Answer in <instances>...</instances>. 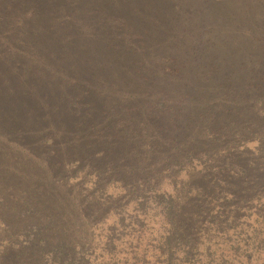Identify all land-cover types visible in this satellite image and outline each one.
<instances>
[{
    "label": "trees",
    "instance_id": "16d2710c",
    "mask_svg": "<svg viewBox=\"0 0 264 264\" xmlns=\"http://www.w3.org/2000/svg\"><path fill=\"white\" fill-rule=\"evenodd\" d=\"M12 3L0 1V27L4 10L18 12ZM149 13L158 14L156 9ZM261 18L254 30H247L252 57L221 70L212 61L206 37L202 46L198 38L177 31L158 39L165 44L156 53L153 45L147 47L153 37L135 32L118 14L101 21L107 29L104 36L97 35L89 13L91 36L105 39L111 48L100 51L98 59L121 71L111 77L88 62L78 78L65 82V98L58 95L53 102L41 89L50 80L40 82L33 72L35 59L24 66L22 54L17 62L22 46L6 62L0 54V129L9 148L5 153L0 140V182L6 186L0 193V264H264V160L252 156L264 153V142L245 150L249 140L264 134V14ZM14 38L0 33V49L17 44ZM43 46L37 57L49 60L50 51ZM16 87L34 96V109L44 107L40 115L64 119L66 131L7 125L8 114L17 108L10 99ZM21 146L25 148L17 152ZM44 150L54 182L7 199L20 183L16 179L22 169L35 160L32 153ZM12 161L15 169H10ZM83 161L100 178L77 210L69 209L65 186L76 177L73 172L60 178V173L68 163ZM186 163L194 173L187 183L173 192L161 191L162 174L174 180L178 177L172 172L182 171ZM107 174L126 195L96 201L93 191L102 190ZM208 213V220L202 218Z\"/></svg>",
    "mask_w": 264,
    "mask_h": 264
},
{
    "label": "rangeland",
    "instance_id": "374dc122",
    "mask_svg": "<svg viewBox=\"0 0 264 264\" xmlns=\"http://www.w3.org/2000/svg\"><path fill=\"white\" fill-rule=\"evenodd\" d=\"M3 1L5 3L13 2L12 4L16 5L18 12L12 15L10 12L3 11L5 13H3V17L6 18L2 20L4 25H1L0 33H5V35L11 39L15 37L17 40H19L22 34H25L26 38L33 37L35 42H31V40L21 42V40H19L17 44L13 42L11 47H1V59L5 62L8 61L9 54L14 52L13 50L15 48L17 49V46H22L24 49H19L15 54L17 62L21 63L18 56L22 54H24L23 57H21L24 63L22 65L24 66L30 63V59H35L37 70L33 72L37 79L40 82L46 79L50 80V84L41 85V89L43 90L42 92L47 94L51 102H53V99L58 95L65 98V82H71V78L73 77L78 78L79 71L88 62L91 63L89 66L93 65L95 69L100 68L101 71L106 72L111 77L121 71L120 67L111 64L106 67L108 63H103L98 59V53L100 51L104 50L108 52L111 48L105 39L91 36L87 20L89 13H93V17L96 20L97 26H95V28L98 30V34L96 32L97 35L101 33L100 36H104L105 33L103 30L107 29L106 24L101 21L105 22L108 18L118 14L120 18H124L132 23L135 32H145L148 36L150 35L153 37V42L148 40L147 47L153 45V51L156 53L163 51L165 44L161 40V42H159L158 39L164 40V37H166L167 40L169 35L177 31L180 33L186 31L188 33L187 35H190L192 40L197 41L198 38V44L202 46L206 45V37V41L212 43L211 52H209L212 61L219 62L220 65L218 68H221V70L222 68L225 69L226 66L239 67L241 61L246 60L247 57H252L250 55L252 54L250 51L252 46L249 47L252 42L247 35V30H254V27L259 24L262 19L261 15L264 14V0H262L261 5L257 4L259 0H221V2L218 0ZM256 5L258 6L256 7ZM31 8L35 9L34 13L29 12ZM152 9H156L158 14H150L149 12H151ZM15 17H21L23 21L17 23ZM156 21H158V23ZM106 22H108V20ZM197 34H199L198 37ZM30 43H33V45ZM42 46L45 50L50 51L49 60H42V58L38 59V49H41ZM170 47L175 48V43L173 42V46L170 45ZM110 53H112V51ZM19 68L21 69V67ZM44 70H46V72H44ZM33 82L34 81L31 80L30 83L28 82L27 84L31 85ZM4 85L5 89L9 87L7 82ZM104 86L108 88V85L104 84ZM130 86H134V81L131 82ZM10 93L12 94L10 95V99H14L13 102L16 104L17 108L15 111L8 114L6 120L7 125L23 128L24 125L30 124L33 128H38L40 132L44 131L45 128H54V131L57 129L66 131V127L63 125L65 123L64 119L58 121V118H53L50 114L47 117H43L40 115L44 111V107L41 104L39 105V109L33 108L34 96H32L31 93H26L17 87L16 90ZM92 96H96V94L94 93ZM103 102L104 101L100 100L98 106L103 105ZM36 108L38 107L36 106ZM53 136L55 135L53 134ZM58 136L59 134L56 135L55 138L57 139ZM65 136L70 140L71 137L68 134ZM259 136L263 138L249 140L245 144L248 149L245 150H253L260 141L264 142V134H259ZM6 139V134L0 129L2 150L8 153L9 148L4 144ZM37 141H39V139ZM74 142L79 144L78 140H74ZM48 145L49 141L43 146ZM222 145L226 144L223 143ZM23 148H25V146H21L17 152H22ZM45 151L46 150L39 151L40 155L38 154V157L34 155V152L32 153V157L35 160L26 170L24 168L22 169L25 172L21 171L22 173H20L19 178L16 179L21 184L16 182L18 184L12 190L13 193L11 195L8 193L6 194L7 199H19L24 193L28 194L27 191H34L45 181H47L48 184L54 182L55 173L48 170L50 167H48V163L46 162L48 160L43 159L46 157L42 155ZM252 156L258 158V162L264 160V153H262L260 157L256 156L255 153ZM195 162L196 161H194V163ZM9 164L15 166V161ZM85 165L84 161L82 163H68L64 166V169L61 170L60 178L71 174L73 175V172L76 177V179L73 180L72 178L67 179L68 186H65L70 190L69 195H66L71 205L69 209L75 206L74 209L77 210L78 204H81V201L85 199L88 192L93 190V183L100 178V176H98V178L96 177V173L85 168ZM185 165H187V163ZM14 166L10 169H15L17 167ZM192 172L191 166L188 164L182 171L174 170V172H172L173 177H178L174 180L168 178L169 176H167L166 173H163L162 178L160 177L158 179L160 190L173 192V190L180 189L183 184L187 183L188 176L191 177L194 174ZM92 173L93 177L91 175ZM163 175L166 176L164 177ZM105 177L107 179H103H106V181L102 179L104 182L102 181V185L100 184L102 190L93 191L92 197H94L96 201H99L100 198L104 199L108 197L114 200L116 196L126 195L125 191H122L118 184L111 180V176L107 174ZM78 181L80 182L79 185H77ZM173 181L177 182L175 187L172 186ZM1 183L2 182H0V193L2 194L6 192V186L5 184L1 185ZM31 184H33L35 188L31 186ZM57 191L59 195L63 196L59 187ZM77 193L79 195H77ZM220 197L221 194L217 197L218 201ZM128 198L130 197L128 196ZM126 201L127 199L122 202V204ZM229 205L235 207V202H231ZM106 206L108 207L106 210L109 212V204ZM131 206V202H128L126 209H131ZM208 207L210 208L213 206L209 205ZM230 211H232V209H230ZM201 216L202 218H206V216H210V214H201ZM234 217H236V215ZM242 226L245 225L242 224ZM78 231H81L80 227H78L77 232ZM82 235V231L79 232V236Z\"/></svg>",
    "mask_w": 264,
    "mask_h": 264
}]
</instances>
